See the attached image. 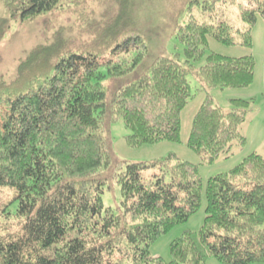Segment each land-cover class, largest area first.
I'll return each mask as SVG.
<instances>
[{"label": "trees", "instance_id": "obj_1", "mask_svg": "<svg viewBox=\"0 0 264 264\" xmlns=\"http://www.w3.org/2000/svg\"><path fill=\"white\" fill-rule=\"evenodd\" d=\"M1 1L21 22L71 8L77 27L54 30L19 59L13 79L0 76V104L7 107L0 121V187L13 190L22 219L18 234L0 238V264H205L207 256L221 264L264 262L261 155L250 153L207 179L203 224L170 243L166 262L152 257L149 245L199 209L198 166L170 155L149 163L116 160L103 133L121 119L130 147L178 143L181 111L192 96L188 75L211 88L249 86L252 55L210 52L197 70L192 63L203 56L208 38L250 47L257 16L264 21V0H229L240 25L198 21L188 13L184 24H175L183 62L158 55L145 66L147 36L139 15L146 0ZM177 1L188 11L217 13L227 0ZM230 103L224 112L206 95L193 116L186 146L205 152L208 163L233 141L246 142L239 127L250 103ZM155 165L160 174L142 179L141 171ZM113 184L121 195L116 210L102 202Z\"/></svg>", "mask_w": 264, "mask_h": 264}, {"label": "rangeland", "instance_id": "obj_2", "mask_svg": "<svg viewBox=\"0 0 264 264\" xmlns=\"http://www.w3.org/2000/svg\"><path fill=\"white\" fill-rule=\"evenodd\" d=\"M180 8H183L182 12L175 18L174 14ZM95 10L98 11L101 8L97 7ZM237 10V5L230 3L229 0L218 7L217 13H207L201 8L188 11L187 6L181 7L177 0H146L139 16L142 29L147 36L148 52L141 64L143 66L150 64L158 55L166 57L177 55L176 59L183 62L184 47L176 38L175 24H184L188 13L191 12L198 21L214 24L228 21L240 25ZM171 15H174V20L171 19ZM60 27L76 29V16L71 8H59L52 12L42 13L32 20L21 22L8 16L0 0V76L6 80L13 79L19 59L23 58L35 45L50 39L52 32ZM251 40L252 45L245 47L239 44L226 45L208 38V46L203 56L192 63L196 70L204 64L205 57L210 52L227 57L252 55L255 61L253 80L249 86L244 88H211L200 81L195 73L188 75L187 81L192 96L181 111L180 142L160 141L130 147L125 143V136L130 134V131L124 127L121 119L110 124L103 132L110 141V150L116 160L128 163H149L170 155L173 159L189 161L198 166V175L202 181L199 209L186 221L174 225L150 243L149 252L152 257H160L168 262L170 243L184 231H197L202 226L206 205L204 190L210 176L230 170L253 152L258 153L264 159V21L260 16H257L256 23L251 29ZM101 69L105 70L103 66ZM206 95L211 97L213 106L221 108L224 112L231 110V99H244L250 103L245 121L239 127L240 134L246 139L245 144L241 146L237 141H233L229 151L220 154L212 163L207 162L208 156L205 152H195L186 146L193 116ZM6 110V105L0 104V121ZM156 174H160L157 165L141 171L144 180H152ZM164 179L168 180V176L165 175ZM120 199V188L117 184H113L109 191L106 190L102 194L105 208L116 210ZM21 225L22 219L17 215V202L14 200L13 190L9 187H0V238L18 234ZM260 227L264 228V224ZM205 264L221 263L213 256H207ZM250 264H264V262Z\"/></svg>", "mask_w": 264, "mask_h": 264}]
</instances>
